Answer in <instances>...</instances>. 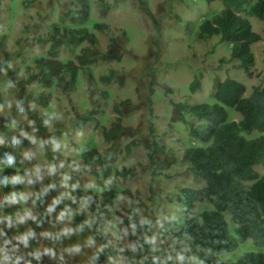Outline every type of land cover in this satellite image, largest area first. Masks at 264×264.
<instances>
[{"label": "rangeland", "instance_id": "rangeland-1", "mask_svg": "<svg viewBox=\"0 0 264 264\" xmlns=\"http://www.w3.org/2000/svg\"><path fill=\"white\" fill-rule=\"evenodd\" d=\"M10 1L2 0L3 6L0 5L2 7L0 18L6 33L2 41L5 46L2 47L0 44V61L5 58L4 49L8 50L13 56L11 63L17 79L26 78L29 74L36 75L40 68L41 71H49L45 61L39 63L41 66L38 62H32L36 55H40L39 52L48 50L50 42L38 41L36 36H33L46 34L44 27L52 16L49 6L52 1L57 0H34L33 6L26 9L27 13L21 15L14 24V32L8 31L6 24L7 6ZM113 1L115 0H105L109 3ZM140 3L138 0H117L115 7H110L105 15H101V0L93 1L94 11L109 26L104 32L97 31L98 50L107 52L112 49L119 53L123 51V54L120 55L122 57L120 60L98 58L94 64L98 78L102 74L108 75L111 70L116 71L114 79L103 82L105 91L109 90L105 97L98 95L100 91L98 83L89 89L88 77L85 80L87 84L85 91L75 90L69 94L56 89L54 100L57 101L54 102L57 103L54 107L60 112L58 116L64 117V112L69 114L65 119L67 130L63 128V133L57 139L58 144L53 148V156L57 161L50 163L48 160L47 153L52 150L50 137L43 135L41 142L33 135L31 138L11 137L14 145L21 148V154L19 161L10 158V162L16 165L23 162L22 167L35 174V180L38 181L41 190L49 179L59 181L56 184L63 190L60 193L62 197L70 196L67 191L70 187L77 190L87 186L75 201L81 207L79 209L86 211L91 200L96 199L90 192L101 197L100 191L103 192L107 187L105 180L118 191V198L111 204V211L107 209V218L113 217L117 229L113 222L106 219L103 222L104 234L105 226L110 233L105 241L93 233L95 222L88 224L85 233L78 230L71 232L67 227L69 223L74 222L73 215L78 208L70 211L72 203L58 206L57 197L51 193L48 202L45 203L44 222L38 231L42 245L47 247V251L43 253L45 254L43 264H147L141 257L150 261L151 258L147 257L155 253V261L151 264L204 263V259L194 253L190 257L185 253L186 249L183 251L179 248V252L174 253L172 247L166 245L167 236H164L169 229L184 222L186 218L184 202L179 198L181 188L189 185L199 188L205 184L202 177L203 180L200 178L202 181L193 177L184 166L185 163L175 160L183 154L190 125H198L204 122V118L183 111L181 116L186 119L183 121L172 102L183 101L188 105L200 102L213 104L216 102L215 89L218 80L222 81L225 78L242 82L247 88V93H250L255 84L264 82V41L252 48L256 55V63L251 66L250 70H253L250 73L245 67L239 66L237 60L230 59L232 46L229 41H221L218 35L199 37L203 20L220 11L224 6L223 0H148L147 6L155 19L148 16L145 9L140 7ZM47 12L49 16H45ZM29 13L32 16H28ZM249 19L253 28L264 35V21L257 16H249ZM40 22L42 23L39 24ZM110 35L117 36L120 45H111L113 41ZM19 36L26 40L28 45L20 47L21 55L16 58L14 52L19 46L16 42ZM70 46H58L55 57L60 59L68 55ZM153 67L157 72L155 90L149 97L148 88L152 82ZM6 77L7 74L4 75L0 68V80ZM195 78H198L200 83L193 91L192 82ZM34 84L27 85L32 96L36 95L32 91L34 87L40 91L41 87L47 85L41 81H34ZM44 88L49 90L47 86ZM84 97L87 98L88 105L83 104ZM29 98L20 91V86L15 82L9 81L6 88L0 87L2 103L0 115L7 120L19 118L18 124L23 123L26 133L33 134V124L37 125V122L33 112L30 113L27 109L31 101ZM115 100L126 101L124 106L121 105L124 114L121 126L125 131L118 134L114 157L111 159L112 171L105 176L101 173L104 168L94 163L86 170L82 168L81 162L84 158L78 146L82 144L81 147H84L89 144L91 126L86 124L78 129L69 128L92 107L99 108L100 112L105 110V115L108 114L105 116L106 121L109 117L113 118L118 113L110 110L109 104ZM73 103L75 108L72 107ZM42 108V103L36 101L35 110L40 111ZM226 109L229 119L237 120L242 117L235 108L226 106ZM54 118L56 112L51 109L46 117L48 124L54 121ZM89 122L91 121L87 123ZM151 125L154 127L153 132L150 129ZM5 130L8 131L9 126L5 127ZM96 138L101 152H104L112 142L106 140L104 142L99 133ZM112 138L115 139L114 136ZM132 140H138L137 146L129 145L130 150H127L125 145ZM85 149L87 150L84 148L82 151ZM69 158H73L75 164L69 163ZM256 168L259 172L264 171L263 166ZM94 169L97 170L95 173L98 172L99 178H95L92 172ZM123 170L125 172H122ZM73 172L74 175H70ZM25 181V185L21 187L23 199L16 203L18 211L17 222H14L16 225H30L31 219L36 217L40 210L32 183L28 179ZM10 205L14 206L15 200L10 198ZM207 207H211L208 201L196 203L198 210ZM89 213L86 212L88 217ZM145 225H148L149 230L145 231L146 233L139 232ZM230 226L231 232L235 234L234 223ZM31 235L29 231L27 233L29 240ZM2 240L12 243L15 248L20 245V240L10 239L9 236ZM110 246L116 248L111 249L110 256L102 259V254L98 251H105ZM4 249L0 247V258L7 257ZM251 249L263 250L264 246L256 248L253 240L248 238L232 251L209 253L220 261H233Z\"/></svg>", "mask_w": 264, "mask_h": 264}, {"label": "trees", "instance_id": "trees-1", "mask_svg": "<svg viewBox=\"0 0 264 264\" xmlns=\"http://www.w3.org/2000/svg\"><path fill=\"white\" fill-rule=\"evenodd\" d=\"M33 1H10L7 6L8 19L6 24L8 31L14 32V24L21 15L27 13L26 9L33 6ZM93 1L57 0L51 2L49 8L52 16L50 22L44 27L46 34L33 36H36L38 41H49L50 46L45 53L36 55L34 59L31 58L33 59L32 63H41L44 60L49 71H41L40 68L36 75L29 74L26 78L17 79L15 68L11 63L13 56L4 49L5 58L0 61V68L4 71V75L7 74L9 78L1 79L0 87L6 88L9 81L20 86V91L31 99L27 109L30 113L33 112L37 125L33 124V134H27L23 123L18 124L19 118L7 120L6 117L0 115V247L5 248L4 250L7 252V257L0 258V264L6 262L14 264L44 263L45 254L43 255V253L47 251V247L42 245L38 231L44 222L45 203L48 202L51 193L57 197L58 206L72 203L70 211L78 208L73 215L74 222L69 223L67 227L71 232L78 230L85 233L88 224L95 222L93 233L99 236L93 233L92 235L105 241L110 232L105 226L106 234H104L103 222L108 219L114 223L115 229H117L113 217L107 218V212L111 211V204L118 198V191L109 184L108 180L102 179L105 180L107 187L103 192L100 191L101 197L90 192L96 199L91 200L88 205L87 211L90 212V217H88L87 211L79 209L81 207L75 203L76 198L87 186L77 190L70 187V190H67L70 196L62 197L60 193L63 190L56 184L59 182L57 179L47 180L43 185V190H41L38 181L35 180V174L22 167L23 162L19 165L10 162V158L19 161L21 154V148L14 145L11 137L31 138L32 135L39 142L42 141L43 135L50 137L52 150L47 153L48 160L50 163L57 161L56 157L53 156V148L58 144L59 135L63 133L64 129L67 130L65 119L69 114L64 112V117L58 116L60 112L54 107L57 103L54 102L57 101V99L54 100L56 89H61L69 94L75 90L85 91L87 87L85 80L88 77L89 89L98 83L100 87L98 95L105 97V93H108L109 90L105 91L103 82L114 79L116 71L111 70L108 75L102 74L98 78L94 64L98 58L120 60L123 51L119 53L112 49L107 52L98 50L97 31L104 32L105 28L107 30L109 26L94 11ZM138 1L141 2L140 7L145 9L148 16L155 19L147 6L148 0ZM223 1L224 6L220 11L211 18L203 20L199 37L218 35L221 41H229L232 46L230 59L237 60L239 66L248 69L256 61L252 49L253 45L261 39V35L253 28L249 16H257L264 21V0L252 2L249 0ZM0 5L3 6L2 0H0ZM116 5L117 0L112 3L101 0V15H105L110 7ZM1 11L2 7H0ZM27 15L32 16L30 13ZM45 16H49V12L45 13ZM2 26L0 18V44L4 47L2 41H4L6 33ZM110 39L113 41L111 45H120L117 36L110 35ZM16 42L19 44L14 52V56L17 58L21 55L20 47L24 48L28 44L21 36L16 38ZM61 45L72 46L69 47V54L60 59L53 58L55 48ZM155 70L154 67L151 70L152 82L148 88L149 97L154 94L155 90L154 81L157 73ZM39 76L41 77L38 78ZM34 81H41L47 85L41 87L40 91L34 87L32 91L36 95L32 96V93L28 92L27 85H35ZM199 83L200 81L197 80L192 82L193 91L199 86ZM46 86L49 90L44 88ZM95 91H97L96 87ZM245 92L246 86L242 82L233 78H225L222 81L218 80L215 89L216 102L213 104L200 102L188 105L183 101L172 102L179 118L183 121H186L181 116L183 111L204 118V122H200V124L197 122L198 125H190V133L187 136L188 141L185 143L183 154L175 160L185 163L184 166L193 174V177L199 180L203 178L205 184L199 188L191 185L181 188L179 198L184 202L186 218L184 222L169 229L164 236H167L166 245L171 246L174 253L179 252V248L183 251L186 249L185 253L190 257L194 253L199 258H203V264H264V249H251L240 254L233 261H220L209 253L219 254L232 251L248 238L253 240L256 248L264 246V171L259 172L256 168L259 164L264 167V83L254 85L248 95ZM36 101H40L43 105L40 111L35 110ZM115 101L109 104L110 110L118 113L113 118L109 117L106 121L105 116L108 114L105 115V110L100 112L99 108L92 107L88 113L82 114L78 122L69 128V130L78 129L86 124L91 126L90 134L92 135L88 140V142L90 141L89 144L84 147H81L82 144L78 146L81 148L84 158L81 162L82 168L86 170L93 162H100V167L104 168L101 173L105 176L112 171L111 159L114 157V146L117 145L118 134L125 131V128L121 126L124 119L121 105L124 106L126 101ZM83 104H89L86 97L83 98ZM226 106L235 108L242 114V117L239 120L229 119ZM72 107L75 108V103L72 104ZM51 109L56 112V118L52 121L54 125H52L51 119L49 124L46 119ZM150 112L153 113L152 109ZM88 121L91 122L87 123ZM118 121L119 123H117ZM16 125L17 128H15ZM7 126H9V130L4 131ZM152 128L154 131V127L151 125V131ZM254 131H256L255 134ZM98 133L101 134L104 142L105 140L112 141L104 152L100 151V144L96 138ZM113 136L115 139L112 138ZM16 140L14 139V141ZM137 141H129L125 148L130 150L129 145L135 144L137 146ZM154 145H156L155 141ZM84 148L87 150L82 151ZM150 155L152 156V153ZM68 162L75 164L73 158H69ZM95 170L92 172L95 178H99L98 172L95 173ZM115 171L118 172L117 169ZM70 175H74V172ZM198 176L200 177L196 178ZM25 179H28L34 187L36 203L40 210L36 217L31 219L30 225H16L14 224L15 221L17 222L16 212H18L16 203L19 199H23L21 187L25 185ZM10 198L15 200L14 206L10 205ZM83 200L84 198L82 202ZM199 201H208L211 203V207L198 210L196 203ZM231 223H234L235 234L231 232ZM148 230V225H145L139 232L146 233L145 231ZM29 231L32 233L30 240L27 237ZM7 236L10 239L20 240L19 247L15 248L12 243L4 242L2 239ZM115 248V246H110L107 250L98 252L102 254L103 259L110 256L111 249ZM147 258H151V262L143 257L141 260L147 264L153 263L156 253Z\"/></svg>", "mask_w": 264, "mask_h": 264}, {"label": "clouds", "instance_id": "clouds-1", "mask_svg": "<svg viewBox=\"0 0 264 264\" xmlns=\"http://www.w3.org/2000/svg\"><path fill=\"white\" fill-rule=\"evenodd\" d=\"M257 32H258V31H257ZM258 33H259V32H258ZM259 34L261 35V39L258 40V42H256L254 45H256V44H258V43L264 41V35H263V33L261 32V33H259ZM254 45H253V46H254ZM56 48H57V47H56ZM56 48H55V49H56ZM39 53L42 54V53H45V52L43 51V52H39ZM55 53H56V50L54 51V53H53V55H52L53 58H56V57H55ZM57 53H58V52H57ZM255 56H256V55H255ZM43 61H44V60H43ZM255 63H256V61H255ZM255 63L249 66L248 70L250 71V73H251V70H253V69L250 70V68H251V66L255 65ZM38 64H39V63H38ZM194 80H197V81L199 82V79H198V78H195ZM194 80H193V81H194ZM263 83H264V82H263ZM255 85H256V84H255ZM245 93H246V95L249 94V93H247V88H246V92H245ZM239 119H240V118H239ZM239 119H237V120H239ZM93 163H94L95 165H99V166H100V162L98 163V162L95 161V162H93ZM257 166H262V165L259 164V165H257ZM90 171H91V170H90ZM95 171H97V170H95Z\"/></svg>", "mask_w": 264, "mask_h": 264}]
</instances>
